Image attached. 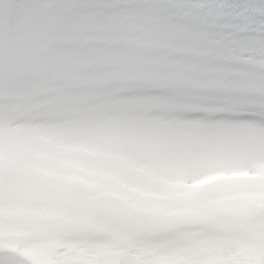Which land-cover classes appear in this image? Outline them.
<instances>
[{
	"label": "rangeland",
	"instance_id": "rangeland-1",
	"mask_svg": "<svg viewBox=\"0 0 264 264\" xmlns=\"http://www.w3.org/2000/svg\"><path fill=\"white\" fill-rule=\"evenodd\" d=\"M155 3L158 4V0ZM128 7L138 9L141 17L136 11L135 14L130 12ZM107 9L100 0H0L1 30L5 35L13 30L10 32L18 33L16 39L21 37L25 44L28 40L30 45L23 47L30 48L29 54L33 55L27 60L23 56L16 57L7 52L8 44L1 42L0 56L13 61L9 64L0 62V72L7 69L0 76L8 77L13 83L0 79V89L4 92L0 94V208H3L0 229L6 220L24 228L33 225V220H39L36 226L48 228L51 223H60L53 228L59 231L62 227L69 233H79L78 242L61 248L57 264H117L121 261L123 264H235V259L250 264L252 258L255 264L263 263L264 215L259 216L262 220L251 218L252 231L250 226L234 221L237 230L224 227L230 222L218 218L220 213L208 215L206 221L194 220V212L202 208L194 209L188 196L184 198L186 201L179 200L177 209L186 214L189 212V220L174 221L165 210L168 205L157 203L166 197L175 205L182 198L185 187H193L196 169L189 170L183 165L176 176L173 171H168L172 164L179 168L183 159H177L176 151L191 137L204 141L210 148L206 157L208 165L202 171L213 169L227 178L245 179L241 188L263 199L260 202L253 198L251 209L255 214L257 210L264 214V151L254 150L257 146L264 147L262 93L242 92L236 83L227 89L230 99L205 100L194 94L190 96L187 86H179L172 74L163 72L158 79L169 81L167 87L161 88L167 92L162 100H152L159 101L157 103L147 102L151 100L128 102L117 100L115 94L130 93L138 84L144 89L157 86L150 80L153 75L149 68L132 67L120 75L127 79L124 90H119L109 80L107 69L97 66L94 60L81 64L75 61L76 79L68 76L69 64L43 71L38 60L36 73L20 72L16 61L22 67L33 69L32 62L36 59H68L69 55H81L82 58L87 54L90 55L88 58L94 59L98 49H109L112 54L117 46L128 50L130 35L127 30L120 34V43L95 38L90 29L73 30V33L68 30L71 26L82 27L75 19L66 20V15H91V25H94L99 13ZM118 12L136 16L139 23L143 21L142 14L147 15V11H141L134 3L118 8ZM154 14L161 15L162 12L155 10ZM56 18L59 24H56ZM159 20L170 22V14H164ZM31 25L36 32L32 38ZM20 31L22 35L19 36ZM239 35L216 37L226 40ZM194 37L201 43L205 34H194ZM259 37L253 35L251 45L250 39L246 45L244 43L245 62L242 63L246 72L248 69L264 71V63L256 64V54L250 50L254 47L253 40L257 42ZM118 38L116 35L113 41ZM160 49H155V54ZM225 55L213 60L225 65L226 62L221 61ZM204 58L207 61V57ZM220 67L224 78L230 74L241 79V73L237 72L242 70L241 61L230 69ZM213 81L206 83L217 86L215 82L220 79ZM150 114L156 119L150 118ZM165 154L167 159L155 160ZM257 168L256 173L262 175L252 174V179L248 180L246 176ZM152 176L155 179L153 188L149 187ZM173 181L177 184L168 187ZM213 190L216 195V189ZM147 207L152 211L145 212L143 208ZM227 208L234 212L236 207L228 202ZM89 217L94 221L92 227L86 225ZM127 219L132 224L129 229L120 225ZM141 226L170 232L156 233L144 242L138 235ZM200 229L203 231H196ZM46 231H30L31 237L38 239ZM230 238L235 242L229 243L231 247L228 248ZM22 240L26 242L27 236ZM229 249L235 254L234 262ZM19 251L35 264H43L37 243L33 246L25 244ZM3 262L11 264L6 260Z\"/></svg>",
	"mask_w": 264,
	"mask_h": 264
},
{
	"label": "trees",
	"instance_id": "trees-1",
	"mask_svg": "<svg viewBox=\"0 0 264 264\" xmlns=\"http://www.w3.org/2000/svg\"><path fill=\"white\" fill-rule=\"evenodd\" d=\"M165 6V2L169 6L175 2L177 6L183 7L184 13H178L183 17H188L191 22L199 26L202 29L210 31L211 25L216 28L229 27L231 31L239 29L247 32L242 33L239 38H232L227 41L219 42L216 39H210L202 45L200 50L207 57L201 61H196L195 57L191 53V49L200 48V44L195 47L186 46V40L183 36H177L178 32H174L172 29L159 31L154 28L155 32L151 33V41L155 43L164 42L167 45L183 46L188 53L192 56L189 57L190 62L182 60L168 63L169 68H174L178 76L185 79V83L190 93L203 94H219L224 95V99H230L227 89H230V85L236 83L241 86L242 92H250V95L261 94L264 96V72H252L250 75L242 69L240 78H233L230 74L226 78L223 77V70L220 66L230 69L235 63L241 61L245 62L243 55L244 43L248 42L249 36L254 32L264 31V0H161ZM109 21H105L102 25H99L96 29L97 32L102 31L104 25H109ZM132 24V23H131ZM248 39V40H247ZM251 39V38H250ZM251 45V44H250ZM252 52L257 54V51L261 52V57H255L256 64L264 63V37L258 40L257 45H253ZM223 47V49H221ZM221 54H227L223 57L222 62H228L230 65H219L213 61L216 56ZM217 69V70H216ZM259 70V68L257 69ZM211 78L220 79V82H215L217 86L207 85V80ZM214 88V89H213ZM205 97V96H203ZM222 99V98H221ZM173 217L175 213H170Z\"/></svg>",
	"mask_w": 264,
	"mask_h": 264
}]
</instances>
